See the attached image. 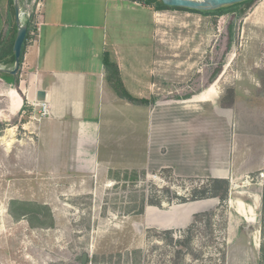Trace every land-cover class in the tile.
<instances>
[{"label": "rangeland", "instance_id": "obj_1", "mask_svg": "<svg viewBox=\"0 0 264 264\" xmlns=\"http://www.w3.org/2000/svg\"><path fill=\"white\" fill-rule=\"evenodd\" d=\"M208 20L195 92L221 76L220 93L151 144L145 169L118 163L93 183L16 174L0 145V264H264V0ZM3 81L0 142L13 145L38 113L11 114Z\"/></svg>", "mask_w": 264, "mask_h": 264}, {"label": "crops", "instance_id": "obj_2", "mask_svg": "<svg viewBox=\"0 0 264 264\" xmlns=\"http://www.w3.org/2000/svg\"><path fill=\"white\" fill-rule=\"evenodd\" d=\"M18 6L31 13L24 22H30V38L17 74L2 72L9 75L3 89L11 114L23 108L36 112L43 104L47 115L23 125L24 137L16 144L0 142L16 174L35 170L93 183L119 169L118 163L145 169L148 160L159 159L151 144L157 150L158 143L172 142L175 133L172 140L168 127L186 120L192 103L208 108L220 93L221 76L195 92L205 82L195 79L194 71L202 75L206 66L197 65L206 61L199 52L208 46L204 32L211 15L129 0H42L33 7L18 0ZM17 31L14 3L0 0L6 48H13ZM104 52L116 63L127 92L147 103L132 104L115 94L105 78ZM40 91L43 101L37 100ZM183 95L191 96L177 99ZM250 211L247 205L248 223Z\"/></svg>", "mask_w": 264, "mask_h": 264}, {"label": "trees", "instance_id": "obj_3", "mask_svg": "<svg viewBox=\"0 0 264 264\" xmlns=\"http://www.w3.org/2000/svg\"><path fill=\"white\" fill-rule=\"evenodd\" d=\"M129 1L141 3V4L146 5V6H151V7H154L155 9H178V10L200 13L202 15H223L225 13H229V12L234 11V9H236L239 6L248 4V3L252 2L253 0L243 2V3L237 4V5L229 6V7H224V8L212 11V12H198V11H191V10L180 9V8H169V7L164 6L160 0H129ZM12 2L14 3L13 0H12ZM24 26H26V28H27V33H26V38H25V41L23 43V47H22V51H21L20 63L22 60V55H23L26 40H28L30 38V35H29L30 22H26L24 24ZM8 56L10 57V59L4 63L3 59H5ZM5 64L10 65V67H13L14 55H13L12 47L10 46V48L9 47L6 48L4 45L3 39L0 38V65H5ZM102 64H103V67L105 69L106 81L109 84V86L111 87V89L115 92V94L119 98L126 100L127 102L132 103V104H138V103H144V102L147 103V101L139 100V99L132 97L127 92V90L125 89V87L123 86V83L121 81L119 69H118L116 63L110 59L108 52L103 53ZM7 76H9V75L0 72V78H3L6 80ZM13 79L16 81V83H18V78L16 76L13 77ZM216 182L225 184V190L228 193L229 182L227 180H217ZM214 197H217V195H214ZM222 200H225V198H223ZM261 220H262L261 233L264 234V195L262 198Z\"/></svg>", "mask_w": 264, "mask_h": 264}, {"label": "water", "instance_id": "obj_4", "mask_svg": "<svg viewBox=\"0 0 264 264\" xmlns=\"http://www.w3.org/2000/svg\"><path fill=\"white\" fill-rule=\"evenodd\" d=\"M160 1L164 6L169 8H180V9H187L198 12H212L224 7L237 5L250 0H160ZM14 5H15V12L17 14V25H18L17 35L12 48L14 55V65L12 70H3L2 68H0V72H6L8 74H11L12 76L16 75L19 70L21 51L27 33L26 26L21 25L19 23V18H18L19 6L17 0L14 1ZM44 95H45L44 92L42 91L38 92L37 100L43 101ZM87 260H88V255L86 253H82L80 257V263L87 264Z\"/></svg>", "mask_w": 264, "mask_h": 264}, {"label": "built area", "instance_id": "obj_5", "mask_svg": "<svg viewBox=\"0 0 264 264\" xmlns=\"http://www.w3.org/2000/svg\"><path fill=\"white\" fill-rule=\"evenodd\" d=\"M15 1V0H13ZM18 1V0H17ZM42 2V0H24V5H26V7H33V6H38L40 3ZM31 17V13L27 10H19L18 13V18H19V23L21 25H24V22L26 21V19ZM36 31L33 29L31 35H35ZM38 115L40 118L45 117L47 115V110L46 107L42 104L40 105V109L39 111H37Z\"/></svg>", "mask_w": 264, "mask_h": 264}]
</instances>
